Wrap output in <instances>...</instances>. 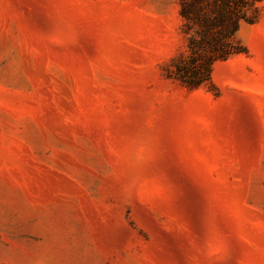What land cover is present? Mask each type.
<instances>
[{"label": "rangeland", "instance_id": "1", "mask_svg": "<svg viewBox=\"0 0 264 264\" xmlns=\"http://www.w3.org/2000/svg\"><path fill=\"white\" fill-rule=\"evenodd\" d=\"M179 11L0 0V264H264V0L198 88Z\"/></svg>", "mask_w": 264, "mask_h": 264}, {"label": "trees", "instance_id": "2", "mask_svg": "<svg viewBox=\"0 0 264 264\" xmlns=\"http://www.w3.org/2000/svg\"><path fill=\"white\" fill-rule=\"evenodd\" d=\"M259 1L179 0L186 50L175 59L167 77L189 88L212 83L214 65L245 50L238 31Z\"/></svg>", "mask_w": 264, "mask_h": 264}]
</instances>
